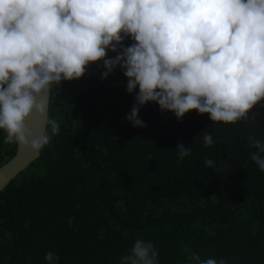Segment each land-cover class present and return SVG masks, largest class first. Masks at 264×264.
Here are the masks:
<instances>
[{
    "label": "trees",
    "instance_id": "obj_1",
    "mask_svg": "<svg viewBox=\"0 0 264 264\" xmlns=\"http://www.w3.org/2000/svg\"><path fill=\"white\" fill-rule=\"evenodd\" d=\"M104 71L92 62L49 95L59 133L0 190V264H46L49 251L57 264H118L136 239L154 244L159 264H188L186 245L201 258L264 264V172L247 146L249 135L264 139V101L229 124L196 110L177 121L149 102L139 112L147 127H133L126 116L139 89L126 91L119 67ZM206 128L210 148L196 140ZM5 135L1 164L14 149ZM180 143L190 156H178Z\"/></svg>",
    "mask_w": 264,
    "mask_h": 264
},
{
    "label": "clouds",
    "instance_id": "obj_2",
    "mask_svg": "<svg viewBox=\"0 0 264 264\" xmlns=\"http://www.w3.org/2000/svg\"><path fill=\"white\" fill-rule=\"evenodd\" d=\"M98 61L102 79L119 67L126 91L139 89L126 116L133 127H147L139 112L149 102L177 121L192 110L213 122L248 120L264 101V0H0L3 143L36 154L48 146L59 122L45 118L37 134L27 121L45 117L53 88ZM207 129L196 138L204 148L215 143ZM247 142L264 172V139L249 135ZM175 150L181 159L192 154L182 143ZM204 166L219 171L212 159ZM183 252L188 264H226L187 245ZM158 256L152 242L136 239L118 264H159ZM59 259L51 251L44 256L46 264Z\"/></svg>",
    "mask_w": 264,
    "mask_h": 264
},
{
    "label": "water",
    "instance_id": "obj_3",
    "mask_svg": "<svg viewBox=\"0 0 264 264\" xmlns=\"http://www.w3.org/2000/svg\"><path fill=\"white\" fill-rule=\"evenodd\" d=\"M47 117V114L45 117L33 114L27 121V124L35 133L39 134L44 125V119ZM38 155L39 153L26 152L23 148L14 144L12 155L5 162L2 164L0 163V190L3 189L18 172L25 169L33 162Z\"/></svg>",
    "mask_w": 264,
    "mask_h": 264
}]
</instances>
